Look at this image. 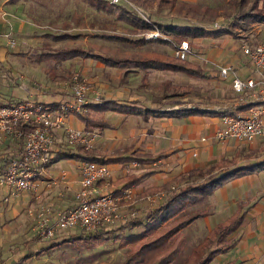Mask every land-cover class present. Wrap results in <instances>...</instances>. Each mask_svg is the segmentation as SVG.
Returning <instances> with one entry per match:
<instances>
[{
  "label": "crops",
  "instance_id": "crops-1",
  "mask_svg": "<svg viewBox=\"0 0 264 264\" xmlns=\"http://www.w3.org/2000/svg\"><path fill=\"white\" fill-rule=\"evenodd\" d=\"M30 2L31 0H0L1 71L3 67H6L7 69L9 68L8 71L18 73L11 66H3L2 63L9 60L14 61L17 58L20 60L22 57H28L32 50L35 49L38 50L37 55H41L46 51H42L47 46L43 38H47L48 34L53 33L50 27L45 24L46 22H44L48 17L57 16V19H60L61 15L59 12L63 14L67 12L68 17L72 14L74 21L79 20L80 25L84 23V27H86L83 28L82 25L78 29L84 33L85 36L83 37H96V34L86 31L91 30V22L98 18L110 17L114 14L113 12H106L92 6L88 0H63V3H60L62 5H59L60 7H48L44 3L31 4ZM55 12H57V15H55ZM7 38L8 40L6 41ZM9 41L14 42L13 45H9L11 47L10 50L6 49V44ZM217 55L220 57L223 55V58L216 62L220 63V65H234L240 75L255 79L257 83L256 87L254 89H246L244 92L235 91L231 86L230 79L220 77L218 67L211 64L209 65L212 68L211 71L204 69L206 74L211 77L204 81L208 82L212 80L214 82L215 92L214 96H211V100L215 99V103L204 104L203 101L196 106L189 105L181 107V109L194 107L199 110L224 112L228 108H233L235 110H231L230 112H241V107L244 105L259 101H262L261 105L264 106V99L259 98L260 83L264 75L253 68L247 57L241 53L240 49L236 48L235 43L228 44L227 49H219ZM2 80L0 74V88L3 86ZM120 89L124 93L126 92V97L119 100L121 102L128 103L133 101L137 105L150 108H157L154 103L160 105L159 100L155 99H150L148 102L141 101L140 97L135 94V91H131L132 87L128 84L122 85ZM93 90L95 89L93 88ZM231 91L232 95H230ZM38 92L34 100L30 99V96L24 98L47 105L53 101L59 103L63 99L61 97L62 94L55 89L52 94L53 100L41 102L42 91ZM105 99H115V97ZM0 102L4 103L8 101L0 97ZM176 104L174 103V105ZM227 105L229 107L225 109L224 106ZM159 109L163 110L162 108ZM109 112L105 117L106 121L114 111ZM119 114L124 123L134 121V118H140L144 124H149L151 119H157L160 125L159 128H155L153 131H147L144 126L130 130L127 133L130 141L112 150H122L123 155H130L133 151H137L138 155L142 154L148 158L159 157V160L151 163L132 161L136 162V166H131L132 162L105 163L111 169V190L116 195H122L127 191L130 192L129 198H124L120 202L125 213H131L132 211L137 214V212L144 211L150 205L155 204L163 193L157 194L158 197L152 202L148 198L153 195H143V191L149 186L163 183L166 178L174 176L179 172L188 171L193 168L203 169L223 159H234V166L264 161V143L259 137L250 141H239L234 138H229L225 141L213 139L215 130L223 127L221 122L223 115L171 114L165 117L151 116L148 120H143L138 115ZM75 127L83 128L82 125ZM104 129L113 130L115 126L112 124V128ZM98 137L99 134L96 139ZM97 155L100 156L102 154ZM53 156L48 178L57 177L53 173L56 170L55 163L58 160H54ZM126 165L130 167L128 173L124 172L122 168V166ZM165 165L170 170L173 169L167 175L162 174L165 172ZM159 166H163V168ZM63 171L65 170L59 171V175ZM65 172L66 179L64 182L60 180L58 175V180L50 186L45 182H40L37 192H24L20 196L8 200H5L6 189L0 188V264H16L22 255H25L28 251H35L37 249L31 250L33 247L31 244L35 240L33 238L35 236V222L34 218L29 216L28 209L40 207L42 205L41 201L48 202L47 207L53 210H64L74 204V193L79 187L80 178L76 164L72 171ZM217 173V170L214 171V175ZM221 173L219 172L217 175ZM135 194L138 195L135 196ZM196 206H202L201 216L185 228L202 222V226L209 233L217 224L228 223L233 219L240 218V222L234 230L223 238L225 240L224 251L216 256L214 260L221 259L220 255L228 253V260L226 259L221 264H264V168H255V170L250 172L241 173L229 182L216 188L201 203L188 208ZM125 207L127 210H124ZM17 220L25 222L20 225V228L24 227V231H16ZM27 224L32 226L31 229H28ZM19 236L24 238V244L18 251L17 242ZM37 257L33 256L23 264H29L30 261L28 262V260Z\"/></svg>",
  "mask_w": 264,
  "mask_h": 264
},
{
  "label": "rangeland",
  "instance_id": "rangeland-1",
  "mask_svg": "<svg viewBox=\"0 0 264 264\" xmlns=\"http://www.w3.org/2000/svg\"><path fill=\"white\" fill-rule=\"evenodd\" d=\"M30 3H44L48 7H53L62 5L60 3H63V0H31ZM115 4L133 10L141 17L149 19L152 22L196 25L207 28H218L220 25L229 26L234 16L246 11L259 10L261 6L260 2L255 3V0H247V4L240 10L233 0H173L172 4L162 6L153 5L145 9L137 7L129 0H120ZM253 4L256 6H253ZM59 13L61 15L60 19H57V16H53L48 17L44 21L53 33L48 34L47 38H43L47 46L42 51H54L61 47H81L96 51L101 55L110 56L118 62H113L112 60L103 62L92 58L77 57L58 64L54 68V71L47 73L53 67L54 61L49 59L38 60L41 58V55H37L38 50L35 49L32 50L28 57H22L20 60L17 58L14 61L9 60L2 63L3 66H11L12 69L18 72L8 71L9 68L7 69L6 67H3L2 71L0 70L1 79H3V86L0 88V97L4 100L18 101L26 96H30V99L34 100L36 93L42 91L43 93L41 92L40 97L41 102L50 101L53 100L52 94L55 89L62 94L61 97L65 98L66 81H70L73 75L78 74L87 81L90 89L94 88L100 91L101 97L98 101L109 97L122 100L126 97V92L124 93L120 87L128 84L132 87L131 91L134 90L141 101L148 102L150 99L159 100L160 105H157V103L154 104L163 110L170 109L171 111L189 105L196 106L203 101L204 104L215 103V99L211 100V96H214L215 92V84L212 80L206 82L179 72L151 68L141 69L136 65L135 61L138 59L153 58L171 60L173 57H176L173 46L154 41L138 42V38L143 37L146 31L144 28H130L128 25L116 20L115 15L112 14L110 17L98 18L91 22V30L86 31L91 34H96V37H83L85 36L84 33L78 29L82 25L83 28H86L84 27V23L80 25L79 20L74 21L72 14L68 17L67 12L64 14L62 12ZM55 15H57V12H55ZM234 31L235 34L220 36L216 40H213V43L200 38L187 39L189 52L185 59L193 63H200L206 71H211L212 68L209 65L214 64L218 67L220 63L216 61L223 58V55L221 57L217 55L218 50L227 49L228 44L235 43L236 48L240 49L242 54V45H264V20L252 21L246 19L242 26L236 27ZM9 45V43L6 44V49L8 50L11 49V45ZM124 60L128 61L122 63ZM54 75L55 77H52ZM230 95H232V91ZM174 103L177 104L174 105ZM224 107L227 109L229 105ZM231 110L235 109H227V111ZM109 113V111H106L104 117ZM107 121L112 123L115 129L106 130L104 128L93 127L97 136L99 134V137L97 139V136L95 137L96 140L94 139L93 141L92 149L97 150L98 154H108L110 151L115 150L117 146L128 143L130 137L127 133L130 130L144 126L147 131H153L160 126L157 119H151L149 124H144L140 118H134V121L124 123L118 112H113V114L109 115ZM68 124L77 126L80 125V121L76 116L72 115L69 117ZM65 137L64 131L58 132L57 141L53 147L54 160L58 161L55 163L56 170L53 175L58 176V172L61 170L72 171L74 165L80 162L64 156L66 151H76V146H68ZM13 147L12 143L0 144V165L5 161V154L11 153ZM159 167L163 168V166ZM172 170L165 165V172L162 174L167 175ZM205 179V177H193L187 182L199 183ZM40 203H42L40 206L47 207L48 205V202L45 201H41ZM124 210H127L126 207ZM201 210L202 206H196L188 208L185 211L201 214ZM123 222H113L102 226L110 232L107 234L109 238L100 246L92 247L86 239L67 240L43 252L37 258L28 260V262L30 261L29 264H121L126 257L128 248L121 247L119 240L114 237H122L141 230V228L117 229ZM24 223L23 221L19 222L17 220L16 231H24V227L20 228V225ZM27 227L31 229L32 226L27 224ZM91 232L94 231L87 232L78 228L63 229L55 237L51 238L50 241L65 240ZM207 236L208 231L202 226V222L172 233L168 237V241L172 243L174 239L179 240L181 252L174 257L170 264H182L195 249L200 252V256L203 258L214 247H224V239L220 243H216L214 239L206 246ZM33 238L35 240L31 244L33 246L31 250L39 248L42 244L49 242H42L36 236H33ZM23 244L24 238L19 236L17 242L18 251ZM228 257V253L222 254L220 255L221 259L214 260L211 264H221L226 259L228 260Z\"/></svg>",
  "mask_w": 264,
  "mask_h": 264
},
{
  "label": "trees",
  "instance_id": "trees-1",
  "mask_svg": "<svg viewBox=\"0 0 264 264\" xmlns=\"http://www.w3.org/2000/svg\"><path fill=\"white\" fill-rule=\"evenodd\" d=\"M134 5L140 8L151 7L153 5L172 4L173 0H129ZM258 1V2H257ZM255 0V3L261 4L259 10L246 11L234 16L229 26L220 25L218 28H207L196 25H178L152 22L149 19L141 17L137 12L129 10L123 6L111 3L109 0H88V2L97 8L106 12H114L116 20L131 27L149 28L156 27L166 39L145 40L142 37L138 38V42H157L164 45L173 46L182 40L187 39H202L212 42L216 38L226 35L235 34L234 29L242 26L247 20H264V0ZM239 10L247 4V0H233ZM253 6H256L253 4ZM233 28V29H232ZM92 58L103 62H118L110 56L101 55L96 51L87 50L81 47H61L54 51H47L41 54L42 59L54 61L53 67L47 71L51 73L54 68L68 60L74 58ZM124 60L122 63L127 62ZM119 62V63H121ZM136 65L141 69H156L169 70L182 73L189 77L206 80L211 76L206 74L204 67L201 64L193 63L187 59H179L173 57L171 60L160 59H138ZM52 77H55L52 76ZM69 79V77H68ZM262 101L252 102L241 107L246 109L252 105H259ZM49 105L55 108L58 102H51ZM106 111H114L118 113L138 115L143 120H148L151 116L165 117L171 114L190 115H225L234 114L230 111H205L198 108H179L174 110H160L142 105H137L136 102L124 103L116 99H101L100 101H91L86 105V109L82 113L75 114L83 128H112V124L108 123L104 117ZM32 128L31 125L21 124V137L16 143H13L11 153L5 154V161L0 165V173L8 166L11 158L19 156L22 151L23 135ZM82 128V127H79ZM128 152V151H127ZM95 149L86 150L83 145H77L76 151H66V158L75 159L77 161H94L96 163H116L138 161L139 163H151L159 160V157L148 158L142 154L138 155L137 151H133L130 155H123V151H111L108 154L97 155ZM126 154V153H125ZM234 159H223L199 169L193 168L188 171H182L178 174L166 178V180L155 186H149L143 191V195H159L160 199L153 205H150L144 211L137 212L135 216L129 217L126 221L119 225L117 229L124 230L125 228H141L139 232L129 233L128 235L114 238L119 240L121 247H127L126 257L121 264H170L176 255L181 252L179 240L174 239L172 243L168 241V237L180 229L185 228L201 215L197 212H186L185 210L195 204L201 203L206 197L211 194L216 188L224 185L241 173L250 172L255 168H264V161L255 164L234 166ZM232 166V167H231ZM228 169V170H226ZM222 172L220 175H214V171ZM193 177H205L203 182L191 183L187 182ZM234 218V217H233ZM240 218L233 219L228 223L217 224L209 233L206 240V246L210 241L214 240L220 243L223 238L230 234L239 224ZM114 229V230H117ZM104 227L96 229L94 232L81 234L77 237H70L65 240H51L46 244H42L35 251H28L22 255L16 264H23L27 259L33 256H39L43 252L55 247L63 241H74L77 239H86L92 247L102 245L109 237ZM201 249V248H200ZM224 251L222 247H214L208 251L205 257L200 256L198 250H193L182 264H211L216 256Z\"/></svg>",
  "mask_w": 264,
  "mask_h": 264
},
{
  "label": "built area",
  "instance_id": "built-area-1",
  "mask_svg": "<svg viewBox=\"0 0 264 264\" xmlns=\"http://www.w3.org/2000/svg\"><path fill=\"white\" fill-rule=\"evenodd\" d=\"M109 1L115 4L120 0ZM144 30L142 38L145 40L167 38L156 27ZM9 44L14 43L9 41ZM173 48L176 58L185 59L189 43L182 40ZM242 52L253 68L264 75V45L245 44L242 45ZM218 72L220 77L230 79L232 88L237 92L254 89L257 85L255 79L240 75L232 64L218 66ZM260 84L259 98L264 99V76ZM65 85L66 96L55 108L27 98L0 102V144L16 143L21 137V124L32 126L23 135L19 156L11 158L8 166L0 173V188L7 192L5 200L16 198L24 192H37L40 182L50 186L58 180V176L48 178V173L59 131L65 132L68 146L83 145L86 150L92 149L97 136L94 129L71 126L68 120L70 116L84 112L89 102L98 101L101 93L90 89L87 81L78 74L73 75ZM240 111L222 116L223 127L215 130L213 139L250 141L259 137L264 143V106L252 105ZM131 166H136V162H132ZM122 168L126 173L130 171L127 165ZM76 169L80 178L72 206L64 210H53L46 206L28 209L29 216L34 218L35 236L42 242L50 241L63 229L78 228L90 232L135 216L134 212L125 213L120 204L124 198H129L130 192L116 195L111 190V169L108 165L80 161L76 164ZM59 178L64 182L66 172L63 171ZM156 197L158 195L148 199L154 202Z\"/></svg>",
  "mask_w": 264,
  "mask_h": 264
}]
</instances>
